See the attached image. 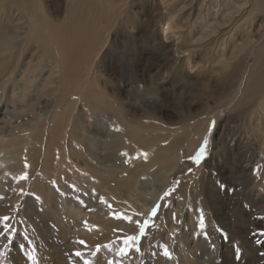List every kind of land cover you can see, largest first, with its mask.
Here are the masks:
<instances>
[{
	"label": "rangeland",
	"instance_id": "1",
	"mask_svg": "<svg viewBox=\"0 0 264 264\" xmlns=\"http://www.w3.org/2000/svg\"><path fill=\"white\" fill-rule=\"evenodd\" d=\"M245 1L36 0L27 9L0 0V264H184L180 246L195 250L185 264H264V125L251 117L264 106L253 100L241 114L248 70L264 77V40L244 54L243 75L222 69L235 88L241 79L239 92L213 69L222 48L244 46L242 32L264 35L262 14ZM237 11L235 30L205 54L221 16ZM139 105L159 120L142 119ZM178 111L199 114L186 135L171 128ZM169 169L171 194L138 215L149 221L140 236L123 217Z\"/></svg>",
	"mask_w": 264,
	"mask_h": 264
},
{
	"label": "bare ground",
	"instance_id": "2",
	"mask_svg": "<svg viewBox=\"0 0 264 264\" xmlns=\"http://www.w3.org/2000/svg\"><path fill=\"white\" fill-rule=\"evenodd\" d=\"M3 1H5V4H6V1H13V0H3ZM201 1H207V0H201ZM80 2V1H79ZM245 2H247V7H249L247 10H246V12H248V13H253V11H259L261 14V18L263 19V21H264V0H246ZM24 5L25 6H29L27 9H30V8H32L33 7V5L34 4H36V0H24ZM205 4V3H204ZM8 5V4H7ZM183 6H185V5H183ZM7 7V6H6ZM211 7V6H210ZM193 7H191V10H193L192 9ZM225 8V7H224ZM43 9V8H42ZM207 9V8H206ZM221 10V9H220ZM228 9H226V11H227ZM233 11V10H232ZM228 12V11H227ZM226 12V13H227ZM224 13V12H223ZM223 13H220V15H223ZM44 14H45V12H44ZM243 14L244 13H240V12H235V14H233V15H231V16H227V15H223V16H221V22L220 23H218V25H217V27H216V29H212L213 30V33L211 32H209L208 34H209V36H211V38H210V41L208 42V43H206V44H203V45H201V48H202V50L204 51V53L206 54L207 53V45L209 44V43H217V44H220V40H223V37H224V35L226 36V34L228 35V33L229 32H231L232 30H235V25H237V23H239V21H240V19L242 18V16H243ZM250 16V15H249ZM258 16V15H257ZM260 17V16H259ZM45 18H46V16H45ZM254 18V17H253ZM79 19V18H78ZM81 21V20H80ZM180 22V21H179ZM178 22V23H179ZM213 22V21H212ZM47 24V22L45 23V26H47L46 25ZM77 25V24H76ZM177 25V24H176ZM206 25V24H205ZM210 24H208L207 26H209ZM78 26H79V24H78ZM206 26V27H207ZM259 26H261V25H259ZM215 27V26H214ZM243 27V26H242ZM249 27V26H248ZM35 28H40V29H43L42 28V25L41 24H37L36 23V25H33V27H32V29H35ZM47 28V27H46ZM78 27H76V29H77ZM200 28H203L202 26H200ZM91 29V28H90ZM251 29V28H250ZM45 30V29H44ZM252 30V29H251ZM92 31V30H91ZM187 31H188V34L190 35V33H191V31L192 32H195V33H197V29L195 28V31H194V29L193 28H191V29H189V27L187 28ZM209 31H211L210 29H209ZM244 31V30H243ZM258 29L257 30H254L253 29V34H249V30L247 29V31H244V32H242L240 35L243 37V40H244V42H243V44H244V46L242 45V46H240L241 47V49L240 50H235L234 49V47H235V43L233 44V46L231 47V49L230 48H225V49H223L222 48V53L219 55V57L217 58V63H216V67H214L213 69L216 71V72H218L219 70H222V69H225V68H230L231 69V74L232 75H237L238 74V72L235 70V69H240V71H242V75H243V73H244V70L240 67V65H241V63L244 61V59H245V56H244V54H247V52L248 53H250L251 51H252V49L254 48V44L256 43H258V44H261V42H263V40H264V35L262 34H259V35H257L258 34ZM77 32H78V34H77V38H80L82 35L81 34H83V31H82V33H81V31L78 29L77 30ZM80 32V33H79ZM178 34H179V36H180V38L182 39V41L180 42V44H183L184 43V41H185V39L187 38L184 34H183V32L182 31H179L178 32ZM35 35H37V34H35ZM197 35H198V38L197 39H204L203 38V31H200V33H197ZM257 35V37L255 38V36ZM29 36V35H28ZM32 38H33V34H31L30 35ZM208 36V37H209ZM75 37V36H74ZM0 38H2V37H0ZM38 38V37H37ZM73 38V37H72ZM213 38V39H212ZM76 39V38H75ZM97 39V37L96 38H92L91 39V44H93L94 42H95V40ZM35 40V39H34ZM85 40V39H84ZM219 40V41H218ZM226 40V39H225ZM225 40H224V42H225ZM77 41V40H76ZM235 41V40H234ZM221 42H223V41H221ZM232 42V41H231ZM73 43V42H72ZM78 43V42H77ZM76 44V43H75ZM90 44V45H91ZM216 45V44H215ZM227 45V44H226ZM91 47V46H90ZM216 47H217V45H216ZM223 47V46H222ZM236 48H237V46H236ZM238 49V48H237ZM71 51V50H70ZM185 51H188V49L187 50H185ZM178 52L179 53H185L184 52V48L182 47V46H179L178 45ZM219 52V51H218ZM217 52V53H218ZM239 53H242V55L241 56H238V54ZM181 57V56H180ZM184 57V56H183ZM86 60V59H85ZM215 60H214V62H215ZM130 61V60H129ZM212 61H213V58H212ZM85 63V62H84ZM97 69V68H96ZM245 69H247V68H245ZM251 69L252 70H248L249 72H251V73H253V80H252V84H251V86L253 87V89H252V91H250V94H249V96H248V90H249V87L246 89V96L247 97H245V99L244 98H242V97H239L238 98V100L239 101H241V102H244L245 100H247L246 102L248 103V107H247V109H245V110H243V111H241V114H242V112H249V108H250V106L253 104L252 103V101L254 100V101H257V100H260L261 102H260V104H262L263 106H264V77H261L260 76V74H261V69H259V66L258 67H254V68H252L251 67ZM175 70H177V71H179V70H181V66L180 65H175ZM255 71H256V73H255ZM88 73H90V75L91 76H93V77H91V78H94V76H95V72H94V70H91V66H90V64H89V68H88ZM179 73V72H178ZM220 73H221V76H222V80H224L225 82H226V85H227V87H229V88H231L232 89V91H233V93H235V92H239V83H240V81H241V79L239 80V83H238V85H237V87L235 88L233 85H232V83H231V81H226L227 79V74H225L224 72H223V70L222 71H220ZM260 76V77H259ZM94 81V80H93ZM220 85H221V87H219L220 89H222L223 88V86H224V83H220ZM182 86L183 87H186V83L185 82H182ZM187 86H189V85H187ZM255 91V92H254ZM241 94H242V92H241ZM228 95V92H225L224 93V96H227ZM145 96V95H144ZM142 97V96H141ZM242 99H244V101L242 100ZM249 100H251V104H250V102H249ZM233 101V99L232 98H229L227 101H226V103L227 104H229L230 102H232ZM226 103H224V104H226ZM240 103V102H239ZM119 104L120 105H122V107H124V104H122L121 102H119ZM143 106L144 105H139L138 106V108L141 110V114H142V116L143 117H141L142 119H146V118H151V119H157L158 118V115H157V110H156V108L154 107V106H148V107H144L143 108ZM234 107H236V105L234 104V106H233V108ZM124 110H126V111H129V113L131 112L130 110H129V108H127V107H124ZM208 114H211L210 113V111H208ZM129 115V114H128ZM133 115V114H132ZM244 115V114H243ZM198 116H199V114H197V115H193V116H191V115H189V114H184V112L183 111H178V113H177V116H176V119L174 120V126H171V128L172 127H175V125H176V134H183V135H186L187 134V127L188 126H190V127H192V129L194 130V127H193V125H191L190 123H188V120L190 119V117H191V122H195L197 119H198ZM146 117V118H145ZM251 117H255V118H261L262 119V121H263V125H264V115H263V117L262 116H260L259 115V113L257 112V113H252V115H251ZM159 120V118L157 119V121ZM154 124H156V123H154ZM255 124H254V122H252L251 123V126H254ZM169 127V126H168ZM255 127H257L256 125H255ZM162 128V127H161ZM160 128V129H161ZM263 128H264V126H263ZM175 129H172L171 131H170V133L173 135L174 133H175ZM169 130V129H168ZM167 130V131H168ZM264 130V129H263ZM166 133H168V132H164L163 131V133H161L162 135H164V134H166ZM175 135V134H174ZM257 136H259L258 134H256ZM176 136V135H175ZM189 136V135H188ZM261 136H263L262 138H261V141L264 143V134L263 135H261ZM93 146H94V143H93ZM92 146V147H93ZM168 151H170L169 149H167ZM172 156L173 157H175L176 159H177V154L176 155H173L172 154ZM137 159V158H136ZM175 159V160H176ZM169 162H173L174 164V166H173V168H172V170H175V161H173V160H167V163H169ZM146 169V168H145ZM170 170L171 169H169L168 171L167 170H164L162 173H160L159 175H158V185H157V188L155 189H153V190H151V192H150V195H148L147 197V199H146V201H143L142 202V204H141V208L139 209V210H136V213L135 214H133L132 215V218H133V220H132V223L133 222H137V220L139 219V217H138V215L137 214H140L141 213V211L143 210V209H145V208H147V207H149L150 205H152L157 199H159V197H160V195L163 193V191H165L164 189H166V187H167V185H166V182L168 181L167 180V172H170ZM145 171V170H144ZM140 173V172H139ZM142 173V172H141ZM172 173H174V171L172 172ZM156 183H157V181H156ZM190 226H192V225H190ZM192 229V228H191ZM170 232V231H169ZM168 232V233H169ZM182 238V237H181ZM168 239V238H167ZM166 242H168L169 243V239L168 240H165ZM181 248H179V257H180V262H182V263H184L185 264V262H186V260L188 259V258H190V257H195V250L193 249V248H191V251L190 250H188L189 252L187 253V251L182 247V246H180ZM190 247V246H189ZM160 258H162V260H163V262L165 263V264H171V259L168 261L167 259L165 260L164 258H163V256H160ZM186 258V259H185Z\"/></svg>",
	"mask_w": 264,
	"mask_h": 264
},
{
	"label": "snow or ice",
	"instance_id": "3",
	"mask_svg": "<svg viewBox=\"0 0 264 264\" xmlns=\"http://www.w3.org/2000/svg\"><path fill=\"white\" fill-rule=\"evenodd\" d=\"M206 146H207V139H205V141H204V146L201 147L199 153L197 154V156H196V158H195L197 163L200 162V159L202 158V156H203V154H204V152H205ZM22 178H25V179H26V177H22ZM170 194H171L170 192H167V191L164 192V193H163V196H161V199H163V198L166 197V196H169ZM109 207H111V206H109ZM159 207H160V205H155V206L151 209V213H150V214H151L152 216H155V215H156V212H157V209H158ZM119 215H120V214H117V216H119ZM137 215H139V214H137ZM123 218H124L125 220L132 221V217H129V216H124ZM3 219H4V220H8L9 218H8V217H3ZM137 223L140 224L139 221H137ZM148 224H149V221H148V220H145V221L143 222V224H140V226H139V235H140V236H143V235H144V233H145V227H146ZM200 226L203 227V218H202V217H201V224H200ZM4 230H5V231L8 230V226H7V225H5V229H4ZM0 234H2V233H0ZM138 239H139V236H135V235L128 236L127 239L125 240V243H126V244H131L133 241H136V240H138ZM81 243H84V242L81 241ZM136 250L139 251V248H137ZM122 251H123V250H122ZM77 255L79 256L80 253H77ZM164 255H165V256H168V257L170 258V253L168 252L167 248L164 249Z\"/></svg>",
	"mask_w": 264,
	"mask_h": 264
}]
</instances>
